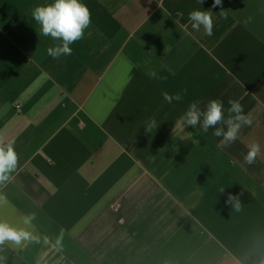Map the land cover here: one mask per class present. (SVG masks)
I'll use <instances>...</instances> for the list:
<instances>
[{"label":"crops","instance_id":"1","mask_svg":"<svg viewBox=\"0 0 264 264\" xmlns=\"http://www.w3.org/2000/svg\"><path fill=\"white\" fill-rule=\"evenodd\" d=\"M52 2L0 0V144L19 157L0 222L40 237L0 264H264V0H222L226 18L213 0H81L91 24L58 59L32 17ZM193 10L212 11L211 36ZM212 99L252 119L233 144L176 126Z\"/></svg>","mask_w":264,"mask_h":264},{"label":"clouds","instance_id":"2","mask_svg":"<svg viewBox=\"0 0 264 264\" xmlns=\"http://www.w3.org/2000/svg\"><path fill=\"white\" fill-rule=\"evenodd\" d=\"M202 4L203 0H199ZM221 7V16L226 18L224 9L222 8V0H213L212 7ZM32 17L40 26V31L44 36H50L53 40H59L61 43L47 49L48 56L53 59H58L61 56H70L72 54L71 44L83 39L84 31L91 24V12L89 8L81 3V0H53L52 3L36 6L32 11ZM188 19L191 21L192 29L199 31L203 27L206 35L211 36L213 30L212 11L208 10H193L189 13ZM187 90L185 89L184 92ZM163 98L169 104L174 101L183 100V95L179 92L169 94L162 93ZM230 107L225 115L224 103L219 99L210 100L206 108L201 110L199 101L192 102L180 121L176 126H180L182 130L185 127L191 126L196 128L200 125L203 132L207 133L209 128H214L213 135L222 137L220 143L228 146L235 143L238 134L243 126H251L252 119L244 113L243 105L239 100H228ZM157 122L153 119L146 123V131L152 132L156 129ZM217 125H225V127H217ZM181 139H191L192 143H197L198 140L193 136L192 132H184ZM260 144L252 141L248 145V151L244 156L246 164H253L256 158L260 155ZM19 157L12 144H0V188L6 186L13 179V173L17 171ZM220 193L225 192V188L219 189ZM6 197L0 195V201H4ZM225 203H234L237 210L240 208V195L228 193ZM36 218L34 212L28 213L24 217V223L30 224ZM63 229L61 235L56 240L57 250L62 248ZM44 242L48 243L49 238L45 236ZM22 240H30L34 243L40 242L38 235H33L24 229H16L7 223L0 222V246L6 242H14L19 244Z\"/></svg>","mask_w":264,"mask_h":264}]
</instances>
